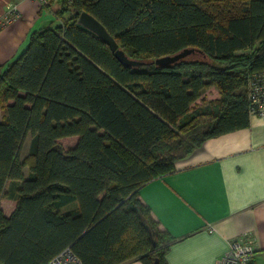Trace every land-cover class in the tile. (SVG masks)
Segmentation results:
<instances>
[{
    "label": "trees",
    "instance_id": "1",
    "mask_svg": "<svg viewBox=\"0 0 264 264\" xmlns=\"http://www.w3.org/2000/svg\"><path fill=\"white\" fill-rule=\"evenodd\" d=\"M53 4L59 24L32 32L0 66V264H47L67 247L85 264H168L176 239L140 189L207 140L250 126L249 82L264 71V0ZM83 11L146 63H121L78 24ZM188 48L172 64L155 62ZM211 88L219 98L206 97ZM9 181L17 194L7 216Z\"/></svg>",
    "mask_w": 264,
    "mask_h": 264
},
{
    "label": "crops",
    "instance_id": "2",
    "mask_svg": "<svg viewBox=\"0 0 264 264\" xmlns=\"http://www.w3.org/2000/svg\"><path fill=\"white\" fill-rule=\"evenodd\" d=\"M13 4L20 15L0 27V66L27 48L32 32L60 22L56 4L36 0H0V22ZM211 90L213 98L220 97ZM24 173L28 176L27 168ZM139 197L176 239L168 264H215L233 239L253 245L256 263L264 264V115L251 112L249 127L207 140L179 160L175 172L145 184Z\"/></svg>",
    "mask_w": 264,
    "mask_h": 264
},
{
    "label": "built area",
    "instance_id": "3",
    "mask_svg": "<svg viewBox=\"0 0 264 264\" xmlns=\"http://www.w3.org/2000/svg\"><path fill=\"white\" fill-rule=\"evenodd\" d=\"M42 5L59 0H36ZM71 1V0H69ZM20 10L16 4L9 7L0 27L8 21L17 18ZM248 97L251 112H259L264 115V71L252 75L248 86ZM212 230V228H211ZM256 249L253 245L240 239H233L229 243L227 251L215 264H257L255 261ZM47 264H85L72 248L67 247L53 257Z\"/></svg>",
    "mask_w": 264,
    "mask_h": 264
},
{
    "label": "water",
    "instance_id": "4",
    "mask_svg": "<svg viewBox=\"0 0 264 264\" xmlns=\"http://www.w3.org/2000/svg\"><path fill=\"white\" fill-rule=\"evenodd\" d=\"M78 24L98 35L101 39H103L112 49L116 58L126 66L134 67L140 66L146 63L143 60L134 59L129 57L123 49L119 47L118 42L115 40L114 36L107 30V28L92 14L87 11H83L80 13L78 18ZM194 52V49L188 48L184 49L178 53L173 55H166L159 57L155 60L158 65H167L172 64L176 61H179ZM143 223L149 229L151 234V228L147 221L144 219ZM156 264H160L159 259H156Z\"/></svg>",
    "mask_w": 264,
    "mask_h": 264
},
{
    "label": "rangeland",
    "instance_id": "5",
    "mask_svg": "<svg viewBox=\"0 0 264 264\" xmlns=\"http://www.w3.org/2000/svg\"><path fill=\"white\" fill-rule=\"evenodd\" d=\"M29 44V42H28ZM27 44V45H28ZM216 93L209 89L206 91L205 95L206 97L207 96H210L211 99H213V96L215 95ZM30 140H31V137L29 136L27 138V140L25 141V144L22 148V151H21V159H24L27 155H28V152H29V146H30ZM27 171H28V168H27ZM14 182L13 181H9L8 182V185H7V193H6V196L2 199V207L4 209V212H10L12 211L15 206H16V194L17 193H10V192H13V191H16V187L14 186L13 184Z\"/></svg>",
    "mask_w": 264,
    "mask_h": 264
}]
</instances>
